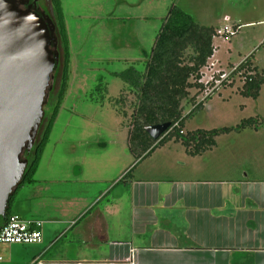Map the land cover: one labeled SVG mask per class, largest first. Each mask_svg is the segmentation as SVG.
<instances>
[{
  "label": "rangeland",
  "instance_id": "1",
  "mask_svg": "<svg viewBox=\"0 0 264 264\" xmlns=\"http://www.w3.org/2000/svg\"><path fill=\"white\" fill-rule=\"evenodd\" d=\"M37 3L48 13L47 0H37ZM59 4L67 39L66 72L62 79L61 62L57 61L43 105L44 116L50 117L53 112L54 116L31 178L47 176L46 166L59 163L64 166L75 164L78 168L80 164L83 168L88 166L87 170L94 172L102 187L123 176L122 170L119 172L118 169L124 163L126 146L122 141L127 135L129 105L115 103L124 84L112 73L129 66L138 71L144 68L155 33L172 5L189 14L198 24L231 28L230 34L212 39L214 55L206 64L215 61L213 70L226 73L232 66L238 68L242 62L245 76L256 72L263 79L256 100L234 93L243 83L244 75L239 74L233 79L231 76L230 82H225L203 100L200 99L202 91L192 88L189 92L196 96L194 102L201 100V103L188 113L192 104L184 102L183 128L193 131L235 126L241 119L250 117L255 120L253 126L255 124L258 130L244 128L216 135V147L227 146L231 152L222 154L221 149L217 151L213 147L181 169L168 164L170 155L175 153L167 152V147L183 148L179 140L172 138L140 162L135 161L127 170L136 163L131 171L134 177L145 170L143 177L146 179L199 182L233 178L234 174L243 175L246 171L248 178L254 175L252 168L260 163L255 159L256 153L250 156L249 148L264 147V122H260L264 118V0H59ZM249 20L260 22L238 25ZM250 62L256 67L255 71L246 69L252 67ZM201 71L204 81L209 72L203 67ZM61 84L63 91L57 96ZM120 109H124L126 115L118 114ZM103 146L105 149L99 154L93 151ZM233 148L236 152L232 153ZM261 152L262 149L260 156ZM216 156L227 160L217 162ZM128 157L132 163L130 153ZM123 177V180L127 179V176Z\"/></svg>",
  "mask_w": 264,
  "mask_h": 264
},
{
  "label": "crops",
  "instance_id": "2",
  "mask_svg": "<svg viewBox=\"0 0 264 264\" xmlns=\"http://www.w3.org/2000/svg\"><path fill=\"white\" fill-rule=\"evenodd\" d=\"M239 88L234 93L240 95ZM250 128L258 130L255 124ZM122 144L124 163L118 170L127 173V179L117 177L102 187L88 166L59 163L46 166L47 176L21 182L12 193L9 213L40 220L41 240L0 244V264H130V260L131 264H264V147L249 148L250 156L256 153L260 163L252 168L253 176L248 178L246 171L199 182L146 179L142 169L134 177L136 163L127 168L146 155L134 159L131 154L129 163L127 135ZM213 147L222 154L231 152L230 147L215 144L197 155L184 147H167V152L175 153L168 164L184 168ZM104 149L93 151L99 154ZM226 160L216 156L217 162ZM36 169L37 165L32 174Z\"/></svg>",
  "mask_w": 264,
  "mask_h": 264
},
{
  "label": "trees",
  "instance_id": "3",
  "mask_svg": "<svg viewBox=\"0 0 264 264\" xmlns=\"http://www.w3.org/2000/svg\"><path fill=\"white\" fill-rule=\"evenodd\" d=\"M49 2V17L54 25L63 79L66 72L67 39L59 0H49ZM214 29L213 26L198 24L189 14L172 5L168 8L155 33L144 68L138 71L129 66L120 72L112 73L124 84L122 91L119 92L114 101L118 106L126 103L129 105L128 122L126 123L128 128L127 148L134 159L143 158L152 149L172 138L179 140L188 154L197 155L215 144L216 135L253 126L255 120L248 117L241 119L235 126H223L207 130H182L184 102L192 104L188 113L201 103V100L194 102L193 99L196 96L190 94L189 91L195 88L196 91L201 92L204 88L202 82L199 81L200 70L212 55ZM242 67L243 63L241 62L238 69H244ZM246 69L249 72L255 71L254 67ZM262 82L261 75L256 72L244 75L238 93L243 97L255 98ZM62 84L57 96H60L63 91ZM117 113L126 115L124 109L118 110ZM53 116L54 112L50 117H45L43 113L30 150L23 152L27 164L22 173L21 182L31 180L30 175L45 143ZM165 122L169 126L157 139H151L146 134L144 130L146 126ZM174 123H176L175 126H173ZM179 131H182V134ZM11 196L8 198L4 216L0 217V225L3 224L6 215L9 214L8 207Z\"/></svg>",
  "mask_w": 264,
  "mask_h": 264
},
{
  "label": "water",
  "instance_id": "4",
  "mask_svg": "<svg viewBox=\"0 0 264 264\" xmlns=\"http://www.w3.org/2000/svg\"><path fill=\"white\" fill-rule=\"evenodd\" d=\"M34 2L0 0V217L21 183L58 61L54 25ZM168 126L144 130L157 139Z\"/></svg>",
  "mask_w": 264,
  "mask_h": 264
},
{
  "label": "built area",
  "instance_id": "5",
  "mask_svg": "<svg viewBox=\"0 0 264 264\" xmlns=\"http://www.w3.org/2000/svg\"><path fill=\"white\" fill-rule=\"evenodd\" d=\"M232 32L228 25L215 27L214 36H226ZM215 61L205 64L203 69L209 72L207 79L203 81L204 73L201 72L200 82L204 85L200 99L212 94L225 82H230L231 76L242 75V69L232 67L228 72L213 70ZM176 123L173 124L175 126ZM182 134V131H179ZM41 221L37 219H25L17 214L6 215L3 224L0 225V244H33L41 240ZM129 261V258H128ZM131 264V260H130Z\"/></svg>",
  "mask_w": 264,
  "mask_h": 264
},
{
  "label": "flooded vegetation",
  "instance_id": "6",
  "mask_svg": "<svg viewBox=\"0 0 264 264\" xmlns=\"http://www.w3.org/2000/svg\"><path fill=\"white\" fill-rule=\"evenodd\" d=\"M31 2H32V0H28V3L29 4H31ZM44 2H46V0H44ZM45 4V3H44ZM33 5V4H32ZM46 5V4H45ZM34 7H35V9L38 11V9H41V10H43L44 11V13H46L48 16L50 15V2H49V0H47V5H46V7H47V9H48V13L44 10V9H42L41 8V6H39L38 5V3H37V0H35V2H34ZM56 48L58 49V47L56 46ZM57 52H58V54H59V49L57 50ZM58 61H59V56H58Z\"/></svg>",
  "mask_w": 264,
  "mask_h": 264
}]
</instances>
